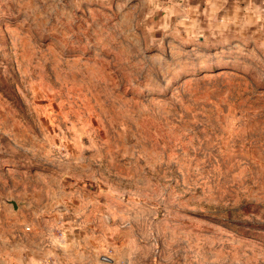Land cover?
<instances>
[{
	"label": "rangeland",
	"instance_id": "374dc122",
	"mask_svg": "<svg viewBox=\"0 0 264 264\" xmlns=\"http://www.w3.org/2000/svg\"><path fill=\"white\" fill-rule=\"evenodd\" d=\"M172 10L0 0V210L103 264H264V8Z\"/></svg>",
	"mask_w": 264,
	"mask_h": 264
},
{
	"label": "crops",
	"instance_id": "0c3cea01",
	"mask_svg": "<svg viewBox=\"0 0 264 264\" xmlns=\"http://www.w3.org/2000/svg\"><path fill=\"white\" fill-rule=\"evenodd\" d=\"M144 9L149 16H162L171 22L173 8L181 11L195 31L223 34L230 29L231 18L241 23L242 17L256 15L264 8V0H125ZM177 13L176 16H178ZM181 23H185L181 21ZM187 24V23H185ZM55 211V210H54ZM52 213H55V212ZM0 264H103L99 257L88 255L86 239L55 215L54 225L28 230L8 209L0 210ZM94 245L93 242H91ZM96 246H92L95 250Z\"/></svg>",
	"mask_w": 264,
	"mask_h": 264
}]
</instances>
